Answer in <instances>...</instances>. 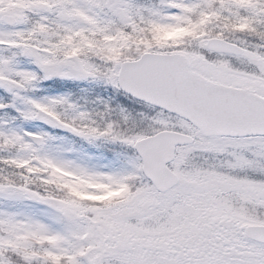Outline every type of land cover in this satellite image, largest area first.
<instances>
[{
	"label": "rangeland",
	"instance_id": "374dc122",
	"mask_svg": "<svg viewBox=\"0 0 264 264\" xmlns=\"http://www.w3.org/2000/svg\"><path fill=\"white\" fill-rule=\"evenodd\" d=\"M18 1V0H17ZM15 2L13 3V0H0V16L2 17V14L7 12L13 16H15L17 18V21L19 22L20 26L16 27V28H8L6 26H3L1 23V19H0V40H6V39H10V38H16L18 33L22 32V27L25 24L26 18H27V10H30L31 7H34L32 4L34 3H38V7L37 8H41L40 12H43L44 14L47 12V8H44L45 6H42L39 1H34V2H28L26 0H19V2ZM80 4H82L83 1H85V3L87 4L86 0H78ZM82 6V5H81ZM117 9V10H116ZM126 10L127 8L125 7H121L119 6V3L115 4V12L119 15L122 14L123 16H125L126 14ZM182 10V7H181ZM179 14L178 12H176L175 10H169L167 11V17H166V21L168 23H170V16L174 17L175 20H177L179 18ZM14 30V36H11L12 31ZM8 48L2 47L0 46V61L3 58V56H6L5 52H7ZM22 53H24L26 56H28V54H33L36 53L34 52H29L28 50H22V48L20 49ZM43 51V49H42ZM11 52V51H9ZM7 57V56H6ZM41 57V62L42 63H46V66L49 67L52 65L53 62H50L48 60V58H44L42 55ZM199 67H202V65H197ZM20 66H18L17 62H15L14 60L10 61V59L7 57V60L5 61V65L4 67H0L3 69V75L4 78L2 79V83L1 86L7 90H9L11 93L14 94V96H18L19 95V87L12 82V79L10 78L11 76H20L23 75L24 77L29 76V68H27L26 66L22 67L21 69L19 68ZM6 68V69H5ZM206 74H210L213 77H217V78H229L232 81H235V75H233L231 72H228L227 70H223L222 68H207V73ZM26 83L29 84L30 82L28 80H26ZM48 99V98H47ZM40 102H42L43 104H45L44 100H40ZM27 105V104H26ZM27 107V106H24ZM25 113V118H27V120L29 121V126L26 128V131L28 132H40V128L37 126V124H35L34 119L36 117H39L40 119L43 120V116L41 114H39L38 112H35L32 110V108L28 107V110H24ZM152 129H154V127L148 129L147 131H151ZM147 133V132H144ZM7 140H9V142L11 144H15L16 146H19V151L17 153H15V156H13V159L18 160V161H24L27 160L32 154H36L38 155L40 161H44V160H49V159H53L55 158L57 162H59L58 164L60 166H62L63 168L67 169V161L68 162H74V161H69L68 158L63 157L61 154L58 153V155H56V152L54 151V149L52 148V152L48 151V147L46 149H41V148H37L33 142L31 140H27L26 138H24L22 132L19 130V128L16 126L14 129H12L11 131L7 132ZM12 141H14L15 143H12ZM239 143H242L241 140L236 141ZM248 143H252V140H250ZM260 146H262L264 148V140H260L259 141ZM21 146V147H20ZM75 168V164L73 163V165L69 168V170H72ZM202 184V183H199ZM75 185H77V182H75ZM262 186V185H261ZM249 190V189H248ZM245 190L243 193H241V198L242 197H246L247 196V191ZM241 191V189H240ZM13 195L16 196H12L11 193H8L7 197L9 199L12 200V204H14L15 206H22L24 208V210L17 212L15 215V218L22 224L24 225V229L19 231L17 233V237L22 238V236L24 235V233H28V234H33V233H39L40 235L45 236V238L49 237V235H52V238L56 237V233L55 231L50 227L48 221L46 220L45 216H44V208L45 205L44 203H42L41 201H33V195L29 194L28 192H24L19 190L13 191L12 193ZM155 196L152 194H141V193H135L132 194L131 197L127 200V204L126 207H131L128 208V210L132 213L135 211V209H137L138 212L143 213L144 216L147 217V215H152L154 216L158 209H160L161 206H156L158 200L156 203H154L152 201V199ZM168 197H170V195H168ZM167 197H164L165 202ZM261 198L260 201H262L264 203V188L259 187V199ZM146 199H150V203L148 204L145 200ZM54 202V201H51ZM50 202V203H51ZM50 203H47L48 205ZM147 205L146 209L145 206L143 208H141L142 204ZM62 209V211L66 210L67 212L70 213L71 215V219L70 221H72L74 218H72V216L76 215V206L75 205H71V203H62L59 204V206ZM118 208H115L113 210H116ZM36 210V211H35ZM111 211V212H100L101 215H103L107 220H108V226H99L102 227V230H100V232H97L94 234V238L100 239L101 237V233L105 236L106 241L107 240H111V239H107L106 236H109L108 238L113 237L112 240H115L118 237V233H117V227H118V223L120 220V215L116 214L115 211ZM78 213V212H77ZM121 213V212H120ZM5 215L6 216H2L1 220L2 222H6L10 219V215L9 214V208H5ZM146 217H141V219H146ZM150 226H159V225H165V223L162 222V219L160 218H155L153 220L150 221L149 223ZM103 230L107 231L109 234H105L103 233ZM136 231H140L138 234L142 235L145 234L142 230H135L133 232ZM132 232V233H133ZM120 235H122V233H119ZM123 237H125L123 235ZM61 240H62V236L60 235V239L58 240V242L56 243V245L50 249V253L52 254H57L61 251H64L65 249L63 248V245H61ZM108 242V241H107ZM264 251V246L258 245L256 253L262 252Z\"/></svg>",
	"mask_w": 264,
	"mask_h": 264
}]
</instances>
